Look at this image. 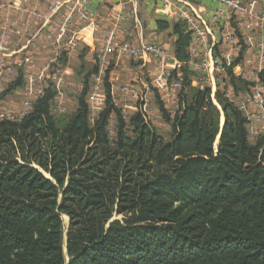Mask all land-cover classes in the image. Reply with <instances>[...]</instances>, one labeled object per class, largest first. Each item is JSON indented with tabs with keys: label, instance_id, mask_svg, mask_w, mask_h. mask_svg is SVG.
<instances>
[{
	"label": "trees",
	"instance_id": "obj_1",
	"mask_svg": "<svg viewBox=\"0 0 264 264\" xmlns=\"http://www.w3.org/2000/svg\"><path fill=\"white\" fill-rule=\"evenodd\" d=\"M159 25L172 29L182 63L174 117L156 97L168 136L114 104L110 68L92 124L97 66L79 72L74 112L53 113L51 83L27 116L0 122V264H264V136L250 141L225 94L250 83L228 70L216 104L193 86L190 28Z\"/></svg>",
	"mask_w": 264,
	"mask_h": 264
},
{
	"label": "crops",
	"instance_id": "obj_2",
	"mask_svg": "<svg viewBox=\"0 0 264 264\" xmlns=\"http://www.w3.org/2000/svg\"><path fill=\"white\" fill-rule=\"evenodd\" d=\"M189 4L183 8L179 5L166 7L157 0H90L93 17L84 21L80 19L77 0H0V71L3 74L0 78V122L21 120L27 116L51 83L57 93L55 100L64 99L58 114L74 112L77 108L74 99L83 88L78 84L82 80L79 72L84 67V73L88 74L97 66L87 95L92 124L106 104L103 85L110 68L111 95L116 106L127 115L140 112V101L123 92L124 87L145 95L152 124L170 133L169 125L157 108L156 97L161 98L174 117L178 111L179 90L173 91L161 77L163 69L172 74L175 71L180 73L182 63L175 56L176 36L172 29H161L159 23H185L181 17L182 9L209 19L215 38L214 54L222 66L216 73L215 90L218 83L226 82L227 72L232 70L234 76L250 83L245 92L236 93L229 86L226 91L232 101L237 107L243 104L249 112L260 115L261 109L253 94L259 90L264 96V82L261 81L264 53L260 49L264 45V0H244L250 14L239 18V24L237 20L230 21L238 35V42L232 47L225 43L223 25L211 22L218 4L212 0H190ZM107 38L119 45L129 44L140 53L131 55L116 51L102 76V85L97 86L96 78ZM193 39L188 66L195 86L194 79L201 76L198 67L204 53ZM141 43L160 48L165 61L143 51ZM19 78H22L23 85L11 89ZM69 88L72 91L68 94ZM69 97H73L71 110L66 106ZM101 99H104V105L95 106L94 100L100 102ZM247 130L250 141L256 142L264 136V118L248 123ZM252 132L256 134L252 135Z\"/></svg>",
	"mask_w": 264,
	"mask_h": 264
},
{
	"label": "built area",
	"instance_id": "obj_3",
	"mask_svg": "<svg viewBox=\"0 0 264 264\" xmlns=\"http://www.w3.org/2000/svg\"><path fill=\"white\" fill-rule=\"evenodd\" d=\"M90 0H77L79 16L81 20L87 21L93 17V14L89 8ZM135 2L137 0H134ZM216 4L219 5L218 10H216L212 17L211 22L216 25H223V31L225 33L224 40L228 47L234 46L236 42H238V35L234 28H232L230 21L237 20L236 23L239 24V18L246 17L249 15V11L244 4V0H212ZM254 1V0H248ZM157 2L163 4L166 7H171L172 5H179V7L187 8L190 6V0H157ZM192 12V11H191ZM181 17L184 19L187 26L192 31L193 42L197 45H200L203 49L204 56L201 58L199 63L198 72L201 76L197 79H194V85L200 89L210 88L212 92V98L214 97V92H216V73L220 72L222 69L221 64H219L218 59L214 54V40L211 33V27L208 23L209 19L204 18L198 15L196 12L188 13L185 9H182ZM142 50L155 55L160 58L162 61H165V54L160 48L149 47L142 45ZM260 49L264 53V45H261ZM118 51L120 54H139L140 51L132 49V46L129 44L119 45L115 43L112 38H107L103 54L100 60L99 66V76L96 78V83L98 85H102L103 82V74L109 68V59L112 55H114ZM2 73L0 71V78L2 77ZM168 85L172 88L173 91L181 90L183 79L180 73L176 74V77L173 76L172 73L168 72L166 69L162 71L161 77ZM98 88V87H97ZM123 92L130 93L133 97L140 101V112L145 118L146 122L152 123L151 118L149 117V113L147 112L148 108V99L145 95H139L135 93V91L130 90L128 87L123 88ZM226 97L232 101L230 97L229 91H225ZM214 99V98H213ZM253 99L256 101L257 105L261 109V114H254L249 112L247 107L243 104L238 107L244 116L247 119L248 123H252L255 120H259L260 118H264V96L259 90H255L253 94ZM64 99L61 97L57 100L59 109L62 108V101ZM95 106L104 105V99L97 102L94 100ZM215 101V99H214ZM116 103V100H114ZM233 102V101H232ZM114 103V104H115ZM234 103V102H233ZM235 104V103H234ZM116 105V104H115ZM124 115L127 116V112L123 111ZM93 114V113H92ZM90 120L93 122V115H90ZM256 132H252V135H255Z\"/></svg>",
	"mask_w": 264,
	"mask_h": 264
},
{
	"label": "rangeland",
	"instance_id": "obj_4",
	"mask_svg": "<svg viewBox=\"0 0 264 264\" xmlns=\"http://www.w3.org/2000/svg\"><path fill=\"white\" fill-rule=\"evenodd\" d=\"M216 80H217V77H216ZM80 86H83V83H78ZM77 84V85H78ZM72 91V88H69V90H67L66 92L69 94L70 92ZM180 91V90H179ZM73 101V97H69V98H67V103H66V106H67V108H69L70 110L72 109V106H73V104L71 105V102ZM74 102H75V99H74ZM216 104H217V101L215 100L214 101ZM52 110H53V113L54 114H56V115H58V113H59V106H58V102H57V100H55V103L53 104V107H52ZM60 115H62V114H60ZM59 115V116H60ZM222 120H223V117H222ZM112 127H113V124H112ZM157 129H158V131H159V133H161L163 136H168V133L164 130V128H162V127H160V126H157ZM113 133V132H112ZM111 133V134H112ZM218 143H219V141H218V138H217V141H216V144H215V148L217 147V145H218ZM122 220V217L121 216H117V215H115L114 217H113V220ZM63 220H64V225H65V229H66V231H68V229H69V218L67 217V216H63ZM65 250H66V248H65Z\"/></svg>",
	"mask_w": 264,
	"mask_h": 264
},
{
	"label": "water",
	"instance_id": "obj_5",
	"mask_svg": "<svg viewBox=\"0 0 264 264\" xmlns=\"http://www.w3.org/2000/svg\"><path fill=\"white\" fill-rule=\"evenodd\" d=\"M224 124H225V120H224V118H223V120H222V126H221V129H223V127H224ZM220 137H221V134L219 135V137H218V141H220Z\"/></svg>",
	"mask_w": 264,
	"mask_h": 264
}]
</instances>
